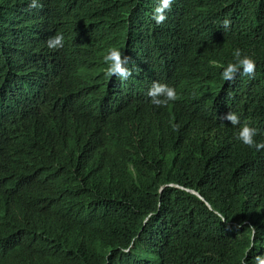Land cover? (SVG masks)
Masks as SVG:
<instances>
[{
  "label": "trees",
  "instance_id": "trees-1",
  "mask_svg": "<svg viewBox=\"0 0 264 264\" xmlns=\"http://www.w3.org/2000/svg\"><path fill=\"white\" fill-rule=\"evenodd\" d=\"M29 2L0 0V264L264 260V150L221 119L264 142V0H174L162 24L158 0ZM237 48L255 75L224 81ZM156 81L180 99L154 106Z\"/></svg>",
  "mask_w": 264,
  "mask_h": 264
},
{
  "label": "clouds",
  "instance_id": "clouds-1",
  "mask_svg": "<svg viewBox=\"0 0 264 264\" xmlns=\"http://www.w3.org/2000/svg\"><path fill=\"white\" fill-rule=\"evenodd\" d=\"M174 0H158L156 7L153 10L152 19L157 24H162L167 20V12L171 11ZM42 7L40 0H30L28 4L29 10ZM222 26L225 30H228L231 26V20L225 19L222 22ZM47 47L50 50H59L64 47V36L57 33L51 36L46 41ZM235 62L228 63L222 72V79L224 81H235L236 76L244 75L248 77H254L256 71V61L247 55L242 53L241 49H235L233 52ZM106 68L104 74L106 78H113L119 85H123L131 81L134 75L133 66L130 63L131 57L126 56L118 48H110L103 57ZM147 96L150 98L151 103L156 107H167L170 102L180 99L176 89L168 84L160 83L158 81L153 82L151 88L147 92ZM230 122L231 126L237 127L238 132L236 139L242 142L245 146L253 148L256 151L264 150V142H258L256 137L259 134V130L249 125L248 122H241L240 116L230 111L226 116L221 118ZM174 131H179V125H172ZM259 260V258H257ZM259 264H264V260H259Z\"/></svg>",
  "mask_w": 264,
  "mask_h": 264
}]
</instances>
